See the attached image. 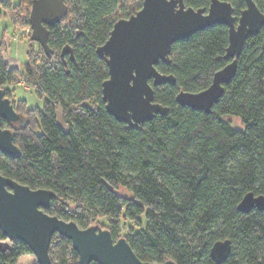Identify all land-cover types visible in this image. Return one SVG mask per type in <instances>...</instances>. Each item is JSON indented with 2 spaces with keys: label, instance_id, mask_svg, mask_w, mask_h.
Listing matches in <instances>:
<instances>
[{
  "label": "trees",
  "instance_id": "trees-1",
  "mask_svg": "<svg viewBox=\"0 0 264 264\" xmlns=\"http://www.w3.org/2000/svg\"><path fill=\"white\" fill-rule=\"evenodd\" d=\"M225 1L237 17L247 6L246 0ZM254 1L264 13V0ZM126 2L67 0V16L49 27L51 53L30 39L22 69L6 61L0 27V87L27 118L21 128L3 121L14 129L21 153L0 151V172L34 189H52L46 211L82 228H108L118 239L130 222L125 237L144 261L217 264L212 246L231 239L220 264H264V209H238L246 193L264 194V25L247 38L236 73L210 113L180 104L177 95L208 88L215 72L233 61L226 57L229 27L214 24L176 41L171 62L157 64L176 84L153 85L155 101L169 107L168 114L131 126L106 108L102 84L109 67L97 52L117 20L142 7L137 0L127 12ZM0 3L14 10L20 0ZM185 3L208 9L211 0ZM4 13L0 9V19ZM23 22L29 24V14ZM20 79L35 86L42 108L12 97L8 86ZM236 117L244 128L233 125ZM27 253V244L16 240L0 250V264H17ZM50 254L52 264H81L59 233Z\"/></svg>",
  "mask_w": 264,
  "mask_h": 264
},
{
  "label": "water",
  "instance_id": "water-1",
  "mask_svg": "<svg viewBox=\"0 0 264 264\" xmlns=\"http://www.w3.org/2000/svg\"><path fill=\"white\" fill-rule=\"evenodd\" d=\"M2 1V0H0ZM237 17L231 2L211 0L206 8L188 6L185 0H142V7L128 18L117 20L107 41L97 48L109 67V77L102 84L103 101L114 117L131 126L153 119L156 114L167 115L169 107L155 101L154 86L176 84L172 73L157 68L159 62H171L172 46L214 24L229 27L226 57L229 64L215 72L211 85L201 91L181 90L177 101L193 109L211 112L225 92L237 70L248 37L257 34L264 25V13L254 0ZM67 0H32L29 16L31 40L38 42L47 54L50 26L68 14ZM23 127L27 118L17 112L6 90L0 87V151L17 157L21 150L14 143L13 128L3 127V121ZM55 192L48 188H31L0 172V229L6 240L0 241L5 250L16 240L27 244L38 264H52L50 254L54 234L69 239L81 264H177L174 260L151 262L142 260L125 236L114 239L111 230L98 225L82 228L77 222L48 213ZM264 209V194L253 191L244 195L238 205L243 212ZM231 239L219 240L211 248L217 264L232 250Z\"/></svg>",
  "mask_w": 264,
  "mask_h": 264
},
{
  "label": "rangeland",
  "instance_id": "rangeland-1",
  "mask_svg": "<svg viewBox=\"0 0 264 264\" xmlns=\"http://www.w3.org/2000/svg\"><path fill=\"white\" fill-rule=\"evenodd\" d=\"M17 1V0H15ZM138 4L137 0H127L125 4V11H130ZM31 5L20 0L19 6L11 10V13H4V17L0 19V27L3 29V47L4 57L6 61L15 68L22 69L23 63L27 60L28 49L30 47V36L32 29L29 24L23 22L28 14L30 16ZM67 16V15H66ZM35 42V41H34ZM39 45L38 42H35ZM20 73V72H19ZM12 97L15 99H24L30 106H37L42 108L44 106V98H40L35 91V86L29 83L26 79H20L18 82L8 86ZM58 120L63 124L60 111L58 112ZM233 125L237 128H244V123L238 117L233 118ZM121 231V236H125L128 230H133L128 222ZM52 260L55 258L51 257ZM17 264H38L37 259L33 253L22 255Z\"/></svg>",
  "mask_w": 264,
  "mask_h": 264
},
{
  "label": "clouds",
  "instance_id": "clouds-1",
  "mask_svg": "<svg viewBox=\"0 0 264 264\" xmlns=\"http://www.w3.org/2000/svg\"><path fill=\"white\" fill-rule=\"evenodd\" d=\"M0 9H3V11L6 13H11V9L2 3H0Z\"/></svg>",
  "mask_w": 264,
  "mask_h": 264
}]
</instances>
